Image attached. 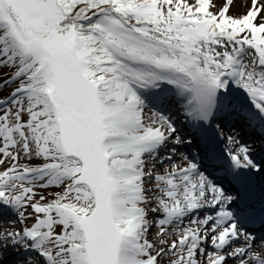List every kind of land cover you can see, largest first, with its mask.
<instances>
[{
  "label": "snow or ice",
  "instance_id": "6c2138e0",
  "mask_svg": "<svg viewBox=\"0 0 264 264\" xmlns=\"http://www.w3.org/2000/svg\"><path fill=\"white\" fill-rule=\"evenodd\" d=\"M232 3L0 0V91L16 85L0 98V206L33 220L0 232V264L13 249L21 264H264L246 227L264 226V164L232 136L222 162L209 149L217 120L264 128V5ZM202 140L199 162L157 174Z\"/></svg>",
  "mask_w": 264,
  "mask_h": 264
},
{
  "label": "rangeland",
  "instance_id": "374dc122",
  "mask_svg": "<svg viewBox=\"0 0 264 264\" xmlns=\"http://www.w3.org/2000/svg\"><path fill=\"white\" fill-rule=\"evenodd\" d=\"M213 4H220L222 6V4L224 3V0H212ZM260 4L264 5V0H260ZM251 7V0H233V3L231 5V8L233 9V11L238 12V10H242V9H247L249 10V8ZM9 69L4 68V69H0V83L3 82L4 79H7L9 76ZM7 87H5L3 89V91H0V98H2L1 96L6 94L8 95V91L6 89ZM232 88L233 91L235 92V94L241 99L244 100L245 99V95L241 89L237 88L236 85L232 84ZM3 107H7V105H4ZM173 110V111H172ZM146 114H150L149 109H146ZM151 111H156V109H151ZM164 114L168 115L176 124V127H180L181 130L180 132L183 134L186 128H190V125L187 124L183 113L179 110L178 106H174L171 107V109H164ZM229 118L225 119L223 121V123L221 124V128L217 129L216 125L221 123L219 120H217L216 122L213 123L212 127L213 130L215 131H220L221 134L219 136L215 135L214 137H218L217 139L221 138L222 141V145L225 147V149H235V145L236 144H229L228 142V137L232 136L236 139V141H238L240 144H246L248 146L251 147L252 149V156L253 159L255 160L256 163L258 164H264V128L260 127L258 124L250 127V133H248L249 135L245 136V132H247V124L246 123H241V122H227ZM191 138V137H189ZM178 151L177 154L174 156V158L171 161L165 160V162L163 163V165L157 164L156 167V172L157 174H164L166 171L171 170L173 165H177L179 167H184L187 164V160L183 159V157H188L189 159L194 158V156L198 159L197 162H199L200 160V154L198 153V151L195 153L196 150H194L195 148H202L201 145L198 146V144H194L192 146L191 149L185 147L184 145H180L177 146ZM194 150V154H191ZM182 154V155H181ZM186 161L183 164L181 163L182 161ZM29 161L27 160H21V163H28ZM7 165H5L6 167ZM264 176V172L260 173L259 176H257L258 181L260 182L261 177ZM262 182V181H261ZM39 191H43L44 194H49L52 191H58V189H48V190H39ZM153 206H155L153 204ZM2 210H5L4 212ZM30 211V210H29ZM198 213H195L194 216H198L200 218L203 217L200 216ZM155 217L156 219L162 218L163 217V213H155V214H150V219ZM192 216L186 217L184 218L183 222L179 224V228L182 229L183 227L187 226L189 224V221L192 219ZM16 221V216L15 214L7 207V206H0V232H6V231H11V230H16L19 231V229L22 226H30L33 223L32 219H29L26 221L25 225H21L19 223H15ZM176 227V225L170 226L169 227V232H172V229ZM156 232H157V228L153 227L150 230V235L149 238L150 239H154L156 236ZM168 240L173 239L174 237L169 235L165 237ZM260 242V241H259ZM203 247H205L206 251L211 253L213 251V248L211 247V242L208 241L206 242ZM20 252V249H13L12 251H8V252H4L3 256H2V262L3 264H21L20 261V256L17 255V253ZM174 258V257H173ZM167 257L165 258V264L167 261ZM201 260H204V257H200ZM230 262L232 263H237L233 262L230 260ZM204 264H206V260H204Z\"/></svg>",
  "mask_w": 264,
  "mask_h": 264
},
{
  "label": "trees",
  "instance_id": "16d2710c",
  "mask_svg": "<svg viewBox=\"0 0 264 264\" xmlns=\"http://www.w3.org/2000/svg\"><path fill=\"white\" fill-rule=\"evenodd\" d=\"M214 5H215V6L211 8V11H213V12H218L219 9H220V7H221V5H220V4H214ZM247 11H248L247 9H246V10H245V9H242L241 11L238 10V12H235V11H233V9H232L231 6H230V8H229V12H228V15H230V16H234V17H239V16H242V15L246 14ZM8 71H9L8 73H9V75H10L11 70L9 69ZM15 86H16V85L13 84V85L7 87L6 89H7V90L9 89L8 93H10V92L13 90V88H15ZM6 96H7V95L4 94V95H2L1 97L4 98V97H6Z\"/></svg>",
  "mask_w": 264,
  "mask_h": 264
},
{
  "label": "bare ground",
  "instance_id": "6f19581e",
  "mask_svg": "<svg viewBox=\"0 0 264 264\" xmlns=\"http://www.w3.org/2000/svg\"><path fill=\"white\" fill-rule=\"evenodd\" d=\"M172 111H173V110H172ZM177 128H178L179 130H181V128H180L179 126H178ZM250 129H251L250 126H247V130H246L247 132H246L245 136L249 135L248 133H250ZM184 162H186V161L184 160V161H182L181 163L183 164ZM184 165H187V164H184ZM219 175H220V174H218V173L216 172V173L213 174L212 177L216 178V177L219 176ZM263 177H264V176H263ZM2 211L4 212L5 210H2ZM209 211H210V210H209ZM199 214L203 215V214H204V211L201 210ZM257 240H258V239H257ZM256 243L259 244L260 242H257V241H256ZM254 250L258 251L259 249H254ZM228 264H237V263H232V262L229 261Z\"/></svg>",
  "mask_w": 264,
  "mask_h": 264
}]
</instances>
